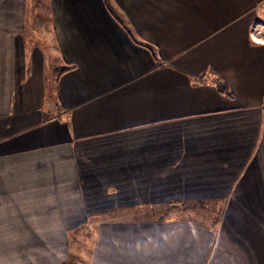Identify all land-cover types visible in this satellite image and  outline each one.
<instances>
[{
  "label": "crops",
  "instance_id": "crops-1",
  "mask_svg": "<svg viewBox=\"0 0 264 264\" xmlns=\"http://www.w3.org/2000/svg\"><path fill=\"white\" fill-rule=\"evenodd\" d=\"M254 21L264 0H0V264L160 210L208 217L165 218V249L108 236L91 264H264Z\"/></svg>",
  "mask_w": 264,
  "mask_h": 264
},
{
  "label": "rangeland",
  "instance_id": "rangeland-1",
  "mask_svg": "<svg viewBox=\"0 0 264 264\" xmlns=\"http://www.w3.org/2000/svg\"><path fill=\"white\" fill-rule=\"evenodd\" d=\"M37 21L38 19L36 18L34 26L38 24L37 29H39L41 35L46 34L48 44L50 45V47L53 46L49 22L47 21V24L43 28L42 20H40L41 25H39ZM50 50L53 51L52 48H50ZM118 213L119 212L113 214V217L125 218L126 221L124 223L113 220V224L105 223L106 225H100L96 223L98 222V220H95L94 224L74 227L72 230H69V232H64V234H62V232H59L58 228L55 227L56 235L53 237H63L64 240H54L46 243H31L32 247L29 254L32 257V261H34L36 264H91L93 259L91 255L93 254V251L96 249L98 250V252H100V250H102L104 247L103 244L106 245L105 242L102 243V241L99 240H107L106 238H108V236L116 240L114 242L116 244L115 249H119L120 245L124 244L120 242V237H127V239L141 241L140 238H142V236L144 238L143 240H146V243H144L145 245H148V247L154 246V249H156L157 247H159L157 244H155L157 236H163L164 234H168V232H170V234L172 235L175 232H171L168 230H172L173 228L175 229V231H177L176 226H167L162 223L165 218H171L174 216L176 217L178 215H186L185 217H192L195 220L199 221L208 217V214L205 213V211L200 210L126 211V213ZM179 230L181 231L182 228H179ZM53 232L55 231L49 230V233L54 235ZM163 241L165 245L159 247L158 249L166 248V238H164ZM1 244L5 245L6 243H0V245ZM66 252H68V258L67 260H63L64 256L67 257ZM101 259L102 258H100L99 261H101Z\"/></svg>",
  "mask_w": 264,
  "mask_h": 264
},
{
  "label": "built area",
  "instance_id": "built-area-1",
  "mask_svg": "<svg viewBox=\"0 0 264 264\" xmlns=\"http://www.w3.org/2000/svg\"><path fill=\"white\" fill-rule=\"evenodd\" d=\"M251 37L254 41H264V23L258 21L252 23Z\"/></svg>",
  "mask_w": 264,
  "mask_h": 264
},
{
  "label": "trees",
  "instance_id": "trees-1",
  "mask_svg": "<svg viewBox=\"0 0 264 264\" xmlns=\"http://www.w3.org/2000/svg\"><path fill=\"white\" fill-rule=\"evenodd\" d=\"M219 89L222 91H226V88L224 86H220Z\"/></svg>",
  "mask_w": 264,
  "mask_h": 264
}]
</instances>
